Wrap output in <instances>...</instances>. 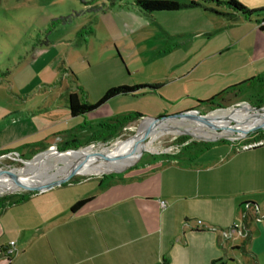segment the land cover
Returning a JSON list of instances; mask_svg holds the SVG:
<instances>
[{
  "label": "rangeland",
  "instance_id": "374dc122",
  "mask_svg": "<svg viewBox=\"0 0 264 264\" xmlns=\"http://www.w3.org/2000/svg\"><path fill=\"white\" fill-rule=\"evenodd\" d=\"M134 1L0 0V146L12 138L11 130L6 128L9 123L19 121V125H27L24 120L30 118L37 126L44 125V122L59 125V140L53 136V144L48 148L54 147L68 154L89 149L90 155L102 152L106 159L112 158L132 137L148 127L145 124L148 119L131 122L106 143L78 136L76 139L70 130L119 113L159 117L184 111L194 107L197 100L210 98L216 88L214 82L235 76L240 68L264 58V32L250 34L252 31L248 30L239 45L226 49L224 47L232 41L229 37L233 33L236 36L243 33L245 26L224 29L227 23L223 17H215L209 10L201 8L150 16L130 15L121 9V5L131 7ZM238 2L252 10L264 7V0ZM206 7L225 10L209 3ZM133 84L157 88L151 93L139 91L133 95H118L94 112L80 117L67 115L70 92H77L80 98L93 103L111 86ZM250 95H238L225 102L222 108L213 106L209 109L200 105L197 109L206 115L215 111L252 114L251 107L256 106L252 105ZM242 106L249 107L250 111H237ZM185 122L201 125L194 120ZM171 126L176 125L167 122L163 128ZM232 128L239 131L237 134L233 132L234 136L243 131L235 121L216 130L222 132ZM258 130L264 132L262 127ZM256 131L235 139L222 137L214 140L195 138L187 133H160L144 139L146 147L138 149L118 165L128 164L125 171L143 159L170 158V147L178 145L183 137H189L187 142H230L234 139V144L239 145ZM21 132L23 134V130ZM69 134L70 140L63 144L62 138ZM41 149H36L40 150L37 153H18L16 157H3L0 153V176L18 173L25 162L44 150ZM95 160L89 162H100ZM72 169L70 165L60 163L49 170L34 173L23 183L48 184ZM114 173L117 172L79 173L71 180ZM24 192L15 185L0 197Z\"/></svg>",
  "mask_w": 264,
  "mask_h": 264
},
{
  "label": "crops",
  "instance_id": "0c3cea01",
  "mask_svg": "<svg viewBox=\"0 0 264 264\" xmlns=\"http://www.w3.org/2000/svg\"><path fill=\"white\" fill-rule=\"evenodd\" d=\"M223 20L224 29L245 26L243 33L229 37L232 41L226 49L239 45L248 30L264 32V23L260 28L253 19L237 15ZM261 74L264 58L214 82L210 95ZM198 106L197 100L191 108ZM111 117L72 128L70 133L91 140L98 124ZM24 121L27 125L15 121L6 126L12 138L0 151L37 153L60 134L57 123L37 126L30 118ZM70 137L62 138V143ZM240 147L216 142L197 156L184 151L176 158L143 159L121 173L30 194L0 210V264H264V145ZM86 198L78 211L71 210ZM245 202L253 204L243 206ZM243 214L250 232L246 240L241 232ZM197 220L205 228H199ZM13 240L17 253L9 256Z\"/></svg>",
  "mask_w": 264,
  "mask_h": 264
},
{
  "label": "trees",
  "instance_id": "16d2710c",
  "mask_svg": "<svg viewBox=\"0 0 264 264\" xmlns=\"http://www.w3.org/2000/svg\"><path fill=\"white\" fill-rule=\"evenodd\" d=\"M214 4L216 7L223 6L225 9L228 10V12H222L216 9L207 8L206 4ZM121 7L128 9H135L137 12L141 14H150V13H157V12H173L178 10H185L189 8H197L200 7L202 9H209V11L217 14V15H223V17H226L229 20L235 19V17L242 16L243 18L250 20L253 19L258 23V26L262 28L264 23V7L259 9H250L243 5H241L238 0H200V2L192 1L188 4H183L181 2L177 1H168V0H136L134 1V5L131 7L123 6ZM7 74V72H4L3 74ZM69 73L71 76H73L75 79V75L69 70ZM157 86H149L147 84H138V85H116L111 86L105 92L103 95L96 100L95 102L91 103L87 101L85 98H80L77 95V92H70L68 94L67 99V109L69 111V115L71 117H78L85 115L87 113L95 111L97 108H99L103 103L107 102L108 100H111L113 97L117 95H133L136 94L139 91H149L152 92L156 90ZM246 93L251 94V103L252 105L259 107L263 105L264 107V75H258L256 77L248 78L238 84H233L226 88L225 90H220L218 93L210 97L209 99L205 100H198V105H206L210 107L209 109H212L213 106H217L222 108L223 104L225 102H230L232 98H236L238 95H244ZM230 98L228 97L229 95ZM142 115L140 114H117L112 116L111 118L107 120H103L98 124V129L93 133V137L91 140H102L105 143L109 142L112 138H115L117 134L125 128L128 124L131 122H135L136 120L140 119ZM189 139V137H183L179 141L181 143L186 142ZM259 140H264V132L261 130H257L253 134H250L247 138L244 139V143H253L257 142ZM179 142V144H180ZM219 142L223 143V141H213V142H195V141H189L184 146L181 147L179 155L183 153L184 151H189L191 155L197 156L200 154L203 150L205 151L208 149V147L212 146L214 143ZM8 151L1 150L0 153L5 154ZM171 155V157H178L179 155ZM105 177V176H101ZM76 182L79 180H69V182ZM66 184V183H65ZM35 194V192L26 191L21 194H12L5 197H0V210L2 211L6 207H8L12 203H18L22 201L23 199L27 198L29 195ZM88 200L82 199L78 200L76 203H74L71 206V210L73 212L78 211L82 205ZM251 205L253 203H244V205ZM242 208V207H241ZM244 220L241 224V232L243 233L244 240H246L250 234L247 226L245 225L246 216L243 214ZM211 264H216V262H212Z\"/></svg>",
  "mask_w": 264,
  "mask_h": 264
},
{
  "label": "bare ground",
  "instance_id": "6f19581e",
  "mask_svg": "<svg viewBox=\"0 0 264 264\" xmlns=\"http://www.w3.org/2000/svg\"><path fill=\"white\" fill-rule=\"evenodd\" d=\"M243 109H247L250 111L249 107L242 106L239 110L241 111ZM251 113H238V114H232L231 113H220L218 111L209 113L207 116H205V120L208 122H212L215 125H218L220 127L226 125L227 123H230L232 121H235L237 125H240V127L243 129L241 134L233 135L234 129L226 130L219 132L216 129L210 130L207 129L203 125H191L187 124L185 121L188 120H194L193 117H183L180 120L175 118L171 121H161L157 123H151L149 120L145 122L147 124V128L141 132H138L132 139L123 146L122 150L119 153H116L112 158L106 159L104 157V154L102 152H99L97 154H89V149H87L85 152H80L85 154L84 156L82 154L74 153V154H68L63 153L61 151H58L54 147L48 148L47 150H43L37 155H35L33 158H31L29 161L25 162L23 165V169H21L18 173L16 172L13 176L11 174L3 175L1 174L0 179V194H4L6 192H9L13 186L16 185L14 182L15 180L17 182H25L27 178L32 176L34 173L43 171V170H49L53 168L56 165H59L60 163H66L70 165L72 168L84 163L81 171L79 173L81 174H89V175H95V174H101V173H109L112 171H120L125 169L128 164L125 165H118L120 161L123 159H127L131 154H135L138 149L144 148L146 144H144V139L153 138L157 134H169V133H176V134H191V136L195 138H205V139H216V138H237V136H241L245 134L250 129L262 126L264 128V110H253L251 108ZM167 122L174 123L176 126H171L167 128H163L164 125ZM239 132V131H238ZM148 145V144H147ZM146 147V146H145ZM87 153V154H86ZM98 159L100 162L98 164L92 163L93 160ZM92 161V162H89ZM96 161V160H95ZM92 163V164H91ZM91 164V165H90ZM11 176V177H10Z\"/></svg>",
  "mask_w": 264,
  "mask_h": 264
},
{
  "label": "water",
  "instance_id": "95a60500",
  "mask_svg": "<svg viewBox=\"0 0 264 264\" xmlns=\"http://www.w3.org/2000/svg\"><path fill=\"white\" fill-rule=\"evenodd\" d=\"M251 108L253 110H262V109L264 110V107H251ZM188 116L193 117L192 119H194V121L196 123L204 125L205 127L209 128V129H219V128H221L220 126L215 125L212 122L206 121L204 118L207 115L206 114H201L200 111L197 108L186 109L184 111H181V112H178V113L176 112V113H173V114H170V115H167V116H163V115H161L159 117H148V116H145V117H141V118H142V121H144L145 119H148L151 123H157V122H161V121L162 122L166 121L168 119H175V118L180 119V118L188 117ZM260 127H262V126L250 129L245 134H247L249 132H253L256 129L258 130ZM234 132H235V134L239 133L238 130H234ZM245 134H243L241 136H237V138L242 137ZM44 150H47V148H45ZM84 163L74 167L66 175H64L62 177H58L56 180H54L53 182H50L48 184H45V183H43V184L22 183V182H17L16 180L14 182L16 183V187L18 189H21V190H24V191H31V192H35V193L42 192V191H47V190L51 189L54 186L63 185L65 183H67L73 176L79 174V171H81ZM123 170H120V171L116 170V171H112V172L120 173Z\"/></svg>",
  "mask_w": 264,
  "mask_h": 264
},
{
  "label": "built area",
  "instance_id": "2783aa9c",
  "mask_svg": "<svg viewBox=\"0 0 264 264\" xmlns=\"http://www.w3.org/2000/svg\"><path fill=\"white\" fill-rule=\"evenodd\" d=\"M58 140H59V138H58ZM230 142L234 144V139H232V141H230ZM186 143H187V141L183 142V143H180L178 145L175 144V145L171 146L170 147L171 155H175V154L177 155L180 152L181 147L184 146ZM259 145L263 146L264 145V140H259L257 142H253V143H248V142L247 143H243V144H241L240 149H247V148L250 149V148H253V147H256V146H259ZM17 155H19L17 151H8L5 154H1V156H3V157H16ZM164 203L165 202H161L160 204L163 206ZM196 222H197L199 228H202V229L205 228L203 226L201 220H197ZM8 252L10 254L9 256L16 255L17 249L15 247L14 240L9 242Z\"/></svg>",
  "mask_w": 264,
  "mask_h": 264
}]
</instances>
